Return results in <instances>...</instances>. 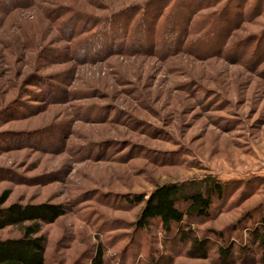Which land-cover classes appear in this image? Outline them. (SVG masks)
Returning <instances> with one entry per match:
<instances>
[{"label": "rangeland", "instance_id": "rangeland-1", "mask_svg": "<svg viewBox=\"0 0 264 264\" xmlns=\"http://www.w3.org/2000/svg\"><path fill=\"white\" fill-rule=\"evenodd\" d=\"M1 1L0 194L63 212L45 264H264V0ZM207 178L202 252L137 226L135 197Z\"/></svg>", "mask_w": 264, "mask_h": 264}, {"label": "trees", "instance_id": "trees-1", "mask_svg": "<svg viewBox=\"0 0 264 264\" xmlns=\"http://www.w3.org/2000/svg\"><path fill=\"white\" fill-rule=\"evenodd\" d=\"M14 1H17L16 5L21 3V0H2L1 3L8 5ZM75 22V17L68 19L67 27L71 24L74 26ZM100 23L101 30L110 27L106 19L101 20ZM111 28L113 29V25ZM68 34L73 37L72 32ZM104 34L103 31L102 36ZM224 189V185L216 182L215 179L207 178L195 184L194 190L188 191L180 184H167L158 186L148 198L140 195L130 202L135 205H144L137 223L140 229L146 230L151 223L157 222L165 233L172 234L173 227L177 226L182 240L190 242L193 251L202 252L206 245L202 240L194 237L193 231L185 230V224L193 219L208 217L212 211L213 194L222 196ZM10 195L9 190L0 194V231L16 227L20 229L22 235L19 238L0 240V264H45L46 244L45 238L41 235L43 226L56 222L63 212L59 207L48 204L22 205L16 203L6 207ZM251 234L254 245L264 257V214L259 226L255 227ZM219 254L223 259H228L232 255V249L221 248ZM103 256L104 252L101 247L98 250L95 264H102Z\"/></svg>", "mask_w": 264, "mask_h": 264}]
</instances>
